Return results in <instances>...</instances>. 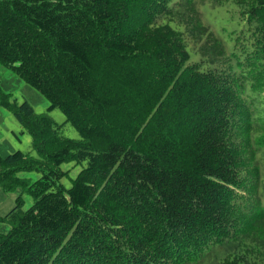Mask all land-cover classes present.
Instances as JSON below:
<instances>
[{"label":"trees","instance_id":"1","mask_svg":"<svg viewBox=\"0 0 264 264\" xmlns=\"http://www.w3.org/2000/svg\"><path fill=\"white\" fill-rule=\"evenodd\" d=\"M0 66L79 134L0 87L34 152L0 156L33 199L0 217V264H264V0H0Z\"/></svg>","mask_w":264,"mask_h":264},{"label":"rangeland","instance_id":"2","mask_svg":"<svg viewBox=\"0 0 264 264\" xmlns=\"http://www.w3.org/2000/svg\"><path fill=\"white\" fill-rule=\"evenodd\" d=\"M205 22L210 25L211 30L216 33L224 42L227 51L233 52L234 48L231 45L235 31L242 27L239 21L238 14L234 8L219 9L205 13ZM193 59H196L192 53ZM0 87L9 95L11 102L16 101L18 104L27 101L34 109L35 113H47L49 116L61 126V132L64 137L69 139H79L78 132L66 122L65 116L59 109L48 112L49 104L46 99L35 89L17 77L11 71L0 66ZM31 137L22 133V129L12 113L0 108V156L5 157L16 151L30 153L34 155L31 146ZM63 170H68L70 180L64 178L62 184L67 188L71 186V179H74L79 173L81 166H76L73 163L62 165ZM22 178L35 179L37 176L33 174H20ZM22 198L23 209H27L33 203V199L16 190L13 193H5L0 189V217L7 214L14 206L18 197ZM9 227L7 224L0 223V233H7Z\"/></svg>","mask_w":264,"mask_h":264}]
</instances>
